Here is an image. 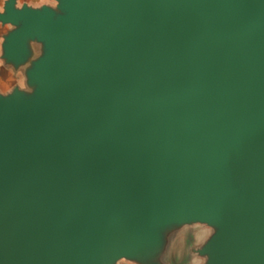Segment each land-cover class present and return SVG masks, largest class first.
<instances>
[{
  "label": "water",
  "instance_id": "1",
  "mask_svg": "<svg viewBox=\"0 0 264 264\" xmlns=\"http://www.w3.org/2000/svg\"><path fill=\"white\" fill-rule=\"evenodd\" d=\"M0 264H264V0H3Z\"/></svg>",
  "mask_w": 264,
  "mask_h": 264
},
{
  "label": "rangeland",
  "instance_id": "2",
  "mask_svg": "<svg viewBox=\"0 0 264 264\" xmlns=\"http://www.w3.org/2000/svg\"><path fill=\"white\" fill-rule=\"evenodd\" d=\"M204 225H193L175 229L167 236L165 251L162 255L167 264H201L202 259L192 255V249L210 233ZM116 264H133L121 259Z\"/></svg>",
  "mask_w": 264,
  "mask_h": 264
},
{
  "label": "crops",
  "instance_id": "3",
  "mask_svg": "<svg viewBox=\"0 0 264 264\" xmlns=\"http://www.w3.org/2000/svg\"><path fill=\"white\" fill-rule=\"evenodd\" d=\"M3 0H0V4L2 3ZM29 2H37L39 0H26ZM13 81V78L11 74L5 70L0 69V89L6 88L8 85L11 84Z\"/></svg>",
  "mask_w": 264,
  "mask_h": 264
}]
</instances>
